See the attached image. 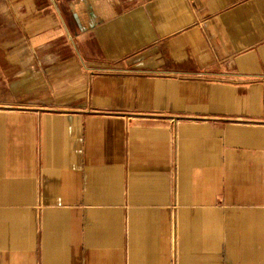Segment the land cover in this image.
Returning <instances> with one entry per match:
<instances>
[{
	"label": "crops",
	"instance_id": "obj_1",
	"mask_svg": "<svg viewBox=\"0 0 264 264\" xmlns=\"http://www.w3.org/2000/svg\"><path fill=\"white\" fill-rule=\"evenodd\" d=\"M0 264H264V0H0Z\"/></svg>",
	"mask_w": 264,
	"mask_h": 264
}]
</instances>
